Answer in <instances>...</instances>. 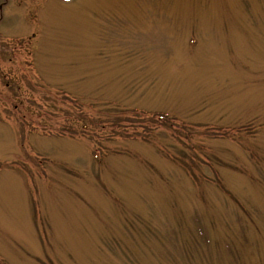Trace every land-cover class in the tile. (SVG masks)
I'll use <instances>...</instances> for the list:
<instances>
[{"label": "rangeland", "instance_id": "rangeland-1", "mask_svg": "<svg viewBox=\"0 0 264 264\" xmlns=\"http://www.w3.org/2000/svg\"><path fill=\"white\" fill-rule=\"evenodd\" d=\"M4 6L0 264H264V0Z\"/></svg>", "mask_w": 264, "mask_h": 264}, {"label": "flooded vegetation", "instance_id": "flooded-vegetation-1", "mask_svg": "<svg viewBox=\"0 0 264 264\" xmlns=\"http://www.w3.org/2000/svg\"><path fill=\"white\" fill-rule=\"evenodd\" d=\"M7 4V0H2L1 1V3H0V12L2 11V9L3 8H5L6 6H4V5H6ZM2 19V15L0 16V20ZM8 50H6L5 52H7ZM0 52H2L1 50H0ZM1 75V74H0ZM2 76V75H1Z\"/></svg>", "mask_w": 264, "mask_h": 264}]
</instances>
